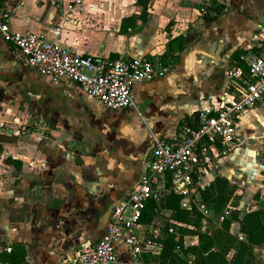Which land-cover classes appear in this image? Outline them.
Returning <instances> with one entry per match:
<instances>
[{
  "label": "crops",
  "instance_id": "obj_1",
  "mask_svg": "<svg viewBox=\"0 0 264 264\" xmlns=\"http://www.w3.org/2000/svg\"><path fill=\"white\" fill-rule=\"evenodd\" d=\"M135 1L0 0L11 30L84 55L156 60L170 39L185 36L173 72L134 84L133 104L115 109L72 82L41 75L0 36V253L23 244L21 264H73L82 243L107 235L110 211L143 174L152 135L169 139L185 114L222 105L227 69L254 45L264 19V0H218L229 10L208 23L201 18L208 0H150L147 20L121 34L122 18L140 10ZM238 131L242 145L214 160L196 183L197 189L224 176L235 185L226 216L264 209V100L241 117ZM206 210L202 230L219 225ZM160 212L168 222L170 210ZM157 219L143 231L153 241L165 237ZM229 231L245 237L236 222ZM184 242L196 244L197 236ZM153 243L138 258L114 240L116 264H160L162 246ZM254 253L264 264V245Z\"/></svg>",
  "mask_w": 264,
  "mask_h": 264
},
{
  "label": "built area",
  "instance_id": "obj_2",
  "mask_svg": "<svg viewBox=\"0 0 264 264\" xmlns=\"http://www.w3.org/2000/svg\"><path fill=\"white\" fill-rule=\"evenodd\" d=\"M9 19L10 12L0 4V36L29 65L53 81L76 84L107 108L132 105L134 84L162 78L174 70L148 56L110 58L75 53L39 34L11 30ZM255 38L254 45L238 52L230 63L227 92L220 107L198 111L189 122L178 125L169 139L152 135L143 174L110 211L107 235L82 243L73 264H116L114 240L123 242L138 258L150 252L155 243L151 234H143L147 224L139 219L145 203L158 200L165 190L172 189L183 196L184 203L207 212L200 193L192 187L193 176L242 145L239 120L264 100V19L257 24ZM5 250L11 251V247Z\"/></svg>",
  "mask_w": 264,
  "mask_h": 264
},
{
  "label": "trees",
  "instance_id": "obj_3",
  "mask_svg": "<svg viewBox=\"0 0 264 264\" xmlns=\"http://www.w3.org/2000/svg\"><path fill=\"white\" fill-rule=\"evenodd\" d=\"M149 1H135L136 7L140 10L122 18L119 29L121 34H127L134 29L137 20H147ZM228 10L229 8L218 0H208L202 6L201 18L207 23L216 22ZM184 48L185 36L178 35L168 41L166 51L156 60L161 65L174 67L178 63L179 53ZM196 114L197 112L191 115L185 114L179 124L189 122L190 118ZM198 175L193 176L192 187H196ZM169 185L170 182H168ZM196 190L200 193L201 201L219 220V225L211 224L209 229L202 230L203 214L193 203L189 208H185L182 204L183 196L173 192L172 189L165 190L158 200H149L145 203L139 219L140 223L151 224L152 219L160 211L170 210L169 220L164 227L165 237L152 240L162 246L156 258L157 261L160 264H230L232 254V264H259L254 248L264 245V209L246 211L241 216L238 210H230L226 216V205L235 190V185L224 176H217L207 185L197 187ZM221 216L223 218L220 220ZM233 222L238 223L239 231L245 235L244 239L230 233L229 228ZM170 228L172 231H169ZM188 234L197 236L196 244H185L184 236ZM25 258L24 245L17 243L11 247V251L0 253V264H21Z\"/></svg>",
  "mask_w": 264,
  "mask_h": 264
},
{
  "label": "rangeland",
  "instance_id": "obj_4",
  "mask_svg": "<svg viewBox=\"0 0 264 264\" xmlns=\"http://www.w3.org/2000/svg\"><path fill=\"white\" fill-rule=\"evenodd\" d=\"M163 214L161 213V212H159L158 214H157V216H158V219H157V221H159V224L160 225H158V226H160L161 228L162 227H165V225H166V221L163 219V216H162ZM156 224H158V223H156ZM173 230H174V227H173Z\"/></svg>",
  "mask_w": 264,
  "mask_h": 264
}]
</instances>
